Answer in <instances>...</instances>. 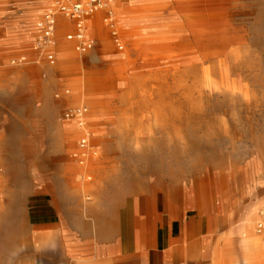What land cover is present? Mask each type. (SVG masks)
Listing matches in <instances>:
<instances>
[{
  "label": "rangeland",
  "instance_id": "rangeland-1",
  "mask_svg": "<svg viewBox=\"0 0 264 264\" xmlns=\"http://www.w3.org/2000/svg\"><path fill=\"white\" fill-rule=\"evenodd\" d=\"M136 1L120 0L123 6ZM167 2L174 11V1ZM48 6L47 0H0V160L8 179L4 209L13 200L16 212L0 228V264H100L116 258L112 264H156L151 238L159 244L178 239L173 245L182 252L173 261L216 264L220 238L251 209L256 221L264 206V0H247L245 16L236 18L244 40L236 59L227 60L233 87L221 83L213 57L204 61L207 51L217 53L220 46L202 48L193 41L197 22L186 23L191 61L169 80L177 90L165 102H176L166 112L188 109V149L175 138L170 163L165 152L163 159L154 158L158 152L145 140L138 149L114 142L106 151L118 170L102 173L96 203L87 209L64 180L62 131L76 121L66 115L82 109L78 120L87 117L100 129L112 128L104 125L107 117L121 121L118 129L138 127L141 27L135 23L126 37L106 6L97 24L88 23L94 47L85 54L66 40L72 26L56 28V62L50 65L41 56L36 27ZM123 54L129 59L118 58ZM119 71L125 80L111 83ZM97 82L104 105L92 110L83 98ZM124 211L130 212L128 223L138 221L141 248L137 235L122 245L112 230ZM180 228L186 235L178 238ZM116 244L117 253L106 254Z\"/></svg>",
  "mask_w": 264,
  "mask_h": 264
},
{
  "label": "bare ground",
  "instance_id": "bare-ground-1",
  "mask_svg": "<svg viewBox=\"0 0 264 264\" xmlns=\"http://www.w3.org/2000/svg\"><path fill=\"white\" fill-rule=\"evenodd\" d=\"M177 6L174 11L170 10L167 0H140L128 6L121 5L120 0H111L107 7L111 8V13L115 12V21L120 25L126 37L132 34L131 26L135 23L141 27V122L137 128L118 129L121 121L107 117L104 125L112 128L100 129L95 127V122L86 117V120H78L83 117L84 111L77 109L71 117L76 121L67 124L63 129V161L64 180L71 193L77 197L79 206L87 209L96 203V192L102 188V177L104 172L118 170L117 162L112 154H107V147L116 143L132 146L134 149L141 147L142 141H146L147 146L158 153L153 154L154 158L163 159L167 153L169 161L173 159L170 147L174 145L177 138L182 147L188 149L187 132L189 129L188 109H172L173 103L166 104V98L173 94L169 80L177 77L179 73L188 70L191 61V38L188 36L186 23H196L193 41L206 47V50L215 44L220 46L218 52L205 53L204 61L212 57L218 63L221 83L227 87L234 85L228 80L229 67L228 58H235L238 46L243 44L244 36L237 34L243 31L240 24H236V18L245 16L244 7L247 0H173ZM101 18V13H94L85 24L88 31V23L97 24ZM181 19V24L174 25L175 19ZM108 19H104L107 22ZM172 20V21H170ZM69 26L66 20H59L56 28ZM130 27V29H129ZM131 32V33H130ZM87 33V32H86ZM246 37V36H245ZM134 45V44H133ZM119 59H129L127 54L118 57ZM65 60H67L65 58ZM182 68V71H180ZM123 71V70H121ZM118 72L117 78L111 83L124 81V71ZM102 85L93 83L88 90V94L83 98V103L92 110H96L104 105L102 95L98 90ZM181 89L184 97L187 98L188 84L185 81ZM76 90L80 93L81 88ZM179 90V89H178ZM180 93V92H179ZM107 104V103H106ZM79 114V115H78ZM88 116V115H87ZM167 151V152H166ZM165 152V153H164ZM171 163V161H170ZM6 168L0 160V228L8 224L14 218L15 202L12 200L9 209L5 210L4 205L8 201L6 194L8 179L5 176ZM130 209V207H129ZM127 213V214H126ZM255 210H249L241 221L235 225L225 235L220 238L221 243L213 251V259L216 264H264V240L255 231L256 221H254ZM119 220L112 226L119 234L121 244H125L130 236L137 237V247L144 244L141 241L138 221L135 219L131 224L130 212L124 211L119 214ZM139 234V235H138ZM155 240L151 238L153 244ZM119 244L109 246L106 254L117 253ZM115 249V251H114ZM100 262V264H112L118 258Z\"/></svg>",
  "mask_w": 264,
  "mask_h": 264
},
{
  "label": "built area",
  "instance_id": "built-area-1",
  "mask_svg": "<svg viewBox=\"0 0 264 264\" xmlns=\"http://www.w3.org/2000/svg\"><path fill=\"white\" fill-rule=\"evenodd\" d=\"M48 8L37 22L38 44L41 56L50 65L56 62L54 33L60 19L73 27L66 36L67 41H75V52L85 54L94 47V41L86 33L85 24L97 11L102 10L111 0H47ZM111 14V12H110ZM121 49V46H118ZM73 113H67V117ZM255 231L264 240V206L258 214Z\"/></svg>",
  "mask_w": 264,
  "mask_h": 264
},
{
  "label": "crops",
  "instance_id": "crops-1",
  "mask_svg": "<svg viewBox=\"0 0 264 264\" xmlns=\"http://www.w3.org/2000/svg\"><path fill=\"white\" fill-rule=\"evenodd\" d=\"M184 229L183 228H180L179 229V231L180 230L181 231L179 233H177V235H176L178 238L180 236H185L186 235V232H185ZM169 239H170V237H169ZM154 240H155L154 241L155 243H153V244H155V250H154V255H155L154 256V259H155V261L154 262H156V264H182L183 263V262H180V261L178 262L177 260L176 261H173V259H175L174 256L177 255V253H181L182 252L181 249L176 250L174 248V245H173V240L174 241L175 240L178 241V239L174 238V239H172V241L171 240L166 241V239H164L165 241L162 240V242L160 244H159L158 239H154ZM166 242H168L167 243L168 244V247H166L167 246L166 245L165 246L166 248L163 247L161 249V247L163 246L162 244H166Z\"/></svg>",
  "mask_w": 264,
  "mask_h": 264
}]
</instances>
